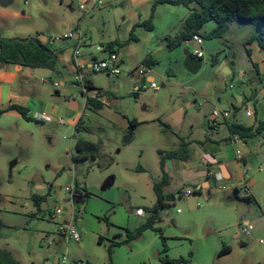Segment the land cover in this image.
I'll list each match as a JSON object with an SVG mask.
<instances>
[{
    "label": "rangeland",
    "instance_id": "rangeland-1",
    "mask_svg": "<svg viewBox=\"0 0 264 264\" xmlns=\"http://www.w3.org/2000/svg\"><path fill=\"white\" fill-rule=\"evenodd\" d=\"M97 1L101 3L93 9V0H11L7 6L0 5V17L4 15L8 22L2 37H56L81 29L89 39L82 50L84 55L96 53L99 45L117 41L116 51L125 60L118 83L106 73L89 75L96 90L108 95L99 111L86 107L69 63L67 70L61 67L63 76L52 74L47 82L28 68L17 70L12 66L18 75L14 90L30 98L28 108L33 120L23 118L17 111L0 117V248L11 251L22 264H59L66 256V264H108L114 231L121 233L132 219L127 207L138 206L144 198L135 180L140 175L134 170L141 164L143 151L149 160L155 158V135L165 147V141L187 139V133L189 139H199L211 133L207 123L214 109L227 110L233 115L231 120L247 126L264 122V61L255 52L251 60L247 51L246 41L253 33L251 25L233 23L223 38L204 40L202 66L197 73H191L184 65L185 52L193 54L194 48L185 43L168 48V39L183 31L188 8L162 4L153 12L156 0ZM81 5L91 10L85 13ZM152 14L153 31L135 27ZM215 27V22H209L204 31L211 32ZM133 28L136 39H131ZM72 45L66 41L58 44L68 47V53ZM148 56L157 61L148 75L158 80V91L150 88L147 76L143 79L128 73ZM141 65L145 64L137 66ZM55 82L59 89L54 88ZM72 100L77 102L78 110L67 118L65 112ZM247 110L252 116H247ZM36 113L48 115L51 121L37 120ZM59 118L65 124H59ZM133 119L140 125L131 131ZM179 119H186L188 129L177 134L166 131L160 123L171 127ZM219 134V138L228 135L226 125ZM128 136L132 139L125 143ZM79 139L100 146L97 160L73 161ZM247 141L241 148L254 153L251 181L256 180V188L264 193V171L257 170L264 163V135ZM111 177L115 182L105 190ZM66 186L75 187L78 193L87 189L91 195L84 199L79 194L73 197L77 210L74 224L81 234L79 244L58 237L59 225L64 224V219L71 220L72 202ZM35 195L47 196V200L36 206ZM58 208L66 215L52 220L51 213ZM255 211L260 212L258 207ZM101 236L103 243L99 244ZM262 248L259 242L251 244L247 250L236 252L235 260L255 264V255ZM259 259L264 264V257Z\"/></svg>",
    "mask_w": 264,
    "mask_h": 264
},
{
    "label": "crops",
    "instance_id": "crops-1",
    "mask_svg": "<svg viewBox=\"0 0 264 264\" xmlns=\"http://www.w3.org/2000/svg\"><path fill=\"white\" fill-rule=\"evenodd\" d=\"M7 23V18L2 15L0 17V36H2L3 29L8 26ZM247 46L251 60L253 52H255L264 61L263 52L257 43ZM67 49L66 46H58L57 48L60 52V66L65 70L68 68L66 63L70 64L72 55V52L68 53ZM148 58L151 65L147 66H155L157 61L151 56L143 59V61L139 60L135 66L140 63L145 64V60ZM123 61L125 64L124 59ZM22 68L18 69L17 67V70ZM11 69L12 65L7 70L0 72V103L4 108L13 104L28 108L30 98L14 90L18 75ZM153 79H155L153 76H147V81ZM113 82L118 83L117 79ZM28 115L30 116V109ZM232 116L222 121L218 128L212 127L211 118L208 119L207 125L211 133L204 134L196 140L189 139L187 133V139L179 137L177 141H165L167 146L165 147L160 137H156V135L153 137L152 146L155 151V158L149 160L143 151L142 161L138 167L144 171L134 170L136 174L140 175L135 180L139 181L140 195L144 198L138 206L127 207L128 214L132 216H130L132 219H129L127 227L121 228V233H117L116 230L113 233L114 240L111 242L120 243L112 250L114 264H163L161 257L164 255H168L172 259L185 258L187 259L185 264H241L239 261L236 262L235 253L247 250L251 244L260 243L264 237V193H260V190L256 188V180L251 181L250 172L253 166L252 157L254 153L241 148V145L244 147L248 141L241 139L237 145L230 141L233 135L230 133L228 125L231 122H236L231 120ZM185 121L186 119H179V123L172 124V131L170 132L177 134L180 130L188 129V124ZM190 124L191 129H193V123ZM223 125L227 126L228 135L219 138L217 135L220 136L219 132ZM182 141L188 143V159L173 158L168 159L165 163V171L169 176V185L166 187L165 193L170 201L167 202L165 199L168 206L162 211L160 209V218L154 225L161 232L148 229L138 239L125 243L127 230L136 231L149 218L146 211L144 216H138L135 210L152 207L156 203L154 184L162 178L158 151L176 150ZM168 145L170 146L168 147ZM237 151L241 152V158L237 156ZM211 170L219 174L222 181H217L213 176H210ZM245 176L249 177L247 180L251 192L249 198H245L243 191L240 190ZM114 182V177L109 178L104 189H110ZM262 187H264V181ZM189 190L194 191L195 194L188 196L187 191ZM78 194L83 199L91 196L87 189L83 193H78L77 190L76 196ZM255 207H258L260 212H256ZM78 212L80 211L78 210ZM53 214L54 212L51 213V219L56 220L57 217L52 218ZM64 221L66 224L71 220L64 219ZM243 222L249 224L250 234L248 236L238 232V228ZM59 233V240L60 238L67 240L60 230ZM241 237L247 240H243ZM98 242L99 244L103 243L102 236L99 237ZM165 247L167 248L166 253L164 252ZM225 247H229L230 251L222 254L221 252ZM261 257H264V248L261 249L260 253H256L255 264H260L258 260ZM60 263L63 264L59 260Z\"/></svg>",
    "mask_w": 264,
    "mask_h": 264
},
{
    "label": "trees",
    "instance_id": "trees-1",
    "mask_svg": "<svg viewBox=\"0 0 264 264\" xmlns=\"http://www.w3.org/2000/svg\"><path fill=\"white\" fill-rule=\"evenodd\" d=\"M162 4L173 6H184L190 10L188 17L185 19L183 31L175 38L168 39V48L175 49L182 46V44L190 40L194 35H200L204 40L221 39L228 32L233 23L248 24L253 27V33L246 41V45L257 43L264 55V0H156L153 6ZM154 14L143 22L135 25V27H144L148 31L154 30ZM215 22L216 27L211 32H205L204 28L209 22ZM134 28L131 33V39L135 38L133 35ZM136 39V38H135ZM117 41L111 42L105 46L107 52H115ZM249 53V50H248ZM60 52L58 50H51L41 44L36 36L28 38H6L0 36V72L5 71L8 66H21L28 68L32 72L36 68H46L53 71V74L63 76L64 72L60 66L59 60ZM202 60V58L200 59ZM149 58L145 60L146 65H151ZM90 89L96 90L91 80H89ZM100 92L101 90H96ZM57 92H59L57 90ZM108 98L104 92L99 98ZM105 104L99 99L87 98L86 107L93 110H101ZM11 111H17L23 118L33 120L30 117L29 109L20 105H9L2 107L0 103V117ZM166 131H172L170 125L160 122ZM140 123L133 119L130 121L131 131L136 129ZM229 131L232 135H237L243 141L252 139L254 137L264 134V122H259L256 126H247L242 123L231 122L228 125ZM75 149L77 154L73 156V161L77 163H84L88 159L97 160L99 158L100 146L96 143L79 139L76 142ZM160 156V167L162 170V178L154 184V192L156 195V203L152 207L143 208L149 214V218L145 224L140 226L136 231L131 232L127 230V237L125 243L138 239L144 231L153 229L161 232L160 229L155 228V223L160 218V209L168 206L165 189L169 185V176L165 171V163L168 159L180 158L188 159L189 149L188 143L182 141L176 150L158 151ZM188 153V154H187ZM138 171H144L141 167ZM36 206H39L47 200V196H33ZM249 200V199H248ZM120 243L113 242L109 247V263L114 264L112 259L113 247ZM230 251L229 247L221 252L222 254ZM164 252H167L165 247ZM163 264H185L187 259L179 258L172 259L168 255L161 257ZM0 264H22L15 255L8 249L0 248Z\"/></svg>",
    "mask_w": 264,
    "mask_h": 264
},
{
    "label": "built area",
    "instance_id": "built-area-1",
    "mask_svg": "<svg viewBox=\"0 0 264 264\" xmlns=\"http://www.w3.org/2000/svg\"><path fill=\"white\" fill-rule=\"evenodd\" d=\"M97 3L100 4L101 2L97 0H93L91 4V9H93ZM80 9L85 11V13H88L91 10L86 8L84 5H81ZM36 37L41 42V44H43L44 46H46L51 50H57L58 44L62 41L73 43L70 66L76 74L75 84L78 90L83 93V96L85 97V103L88 97H91L93 99H99L104 104L107 103L108 99L106 97L99 98V96L103 94L102 92H98L96 90L90 89L88 78L89 75L93 73L94 74L106 73L109 78L115 81L123 73L125 66L124 61L118 52L116 51L111 53L107 52L105 46L99 45L98 47H96V53L84 55L82 50L88 46L89 39L85 34L82 33L81 29L71 30L69 32L60 34L56 37H45L40 34L36 35ZM184 43L187 45L190 44L198 45L200 49L195 50L193 55L198 59L204 57V54L202 52V46L204 44L203 37H201L200 35H194L190 40H187ZM149 68L150 67H148L147 65L135 66L132 69H129L128 73L132 75H138L139 77L144 79L146 76H148V73L151 71ZM42 80L44 82L47 81V79H42ZM53 86L56 89L60 88V85L57 82L53 83ZM142 87H145V85L143 84ZM150 88L154 91H158L160 89L157 79H153L150 81ZM246 114L247 116H252V112L250 110H247ZM35 116L37 120L51 121V118L44 113H36ZM230 116L231 114L227 110L214 109L211 115V126L214 128H218L220 123L228 119ZM58 123L65 124V120L63 118H59ZM230 141L232 144L237 145L241 142V139L239 136L233 135ZM237 156L239 158L242 157L240 151H237ZM258 170L259 171L264 170V163L258 168ZM209 175L213 176L217 181H222V177L216 172H214V170H211L209 172ZM248 178H249L248 176H245V180L241 183L240 186V190L243 191L245 198H249L251 196V192L247 184ZM65 191L71 197L70 201L72 202V207L69 213V215L71 216V221L66 224H62L59 230L63 235H65L67 240H73L75 243L78 244L81 241V234L76 228L73 221L77 211L73 205V197L76 196L77 190L73 186H66ZM193 194H195L194 191L192 190L187 191L188 196ZM135 213L138 216L145 215V211L142 208L136 209ZM63 214H65L63 209L58 208L56 212L52 215V218H56L57 216H61ZM248 227H249L248 222L247 223L243 222L241 226H239L238 232H240L244 236H248L250 234ZM260 243L264 244V237L260 240ZM67 261L68 258L66 256L63 259L62 263L66 264ZM75 264H84V263L82 261H77L75 262Z\"/></svg>",
    "mask_w": 264,
    "mask_h": 264
},
{
    "label": "water",
    "instance_id": "water-1",
    "mask_svg": "<svg viewBox=\"0 0 264 264\" xmlns=\"http://www.w3.org/2000/svg\"><path fill=\"white\" fill-rule=\"evenodd\" d=\"M10 2L11 0H0V5L7 6L8 4H10ZM190 46L193 47L194 50L200 49V47L196 44H190ZM185 54L187 56L184 62L185 67L188 69L189 72L197 73L202 66L201 60L196 58L188 50L185 52ZM17 67L22 68L21 66H17ZM33 74L38 78L47 79L53 74V71L50 69H46V68H36L33 70ZM79 95L83 96V93L79 91ZM77 110H78V104L75 100H72L69 107L66 109L65 116L67 118H71L76 114ZM131 138L132 136L126 137L125 143L130 142ZM166 201L169 202L170 198L166 197Z\"/></svg>",
    "mask_w": 264,
    "mask_h": 264
}]
</instances>
